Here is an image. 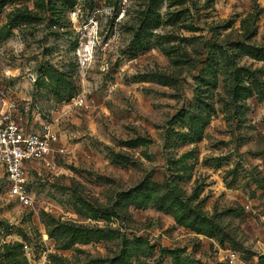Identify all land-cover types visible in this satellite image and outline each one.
Returning a JSON list of instances; mask_svg holds the SVG:
<instances>
[{"label":"rangeland","instance_id":"374dc122","mask_svg":"<svg viewBox=\"0 0 264 264\" xmlns=\"http://www.w3.org/2000/svg\"><path fill=\"white\" fill-rule=\"evenodd\" d=\"M12 105L59 143L0 264H264V0H0Z\"/></svg>","mask_w":264,"mask_h":264},{"label":"built area","instance_id":"2783aa9c","mask_svg":"<svg viewBox=\"0 0 264 264\" xmlns=\"http://www.w3.org/2000/svg\"><path fill=\"white\" fill-rule=\"evenodd\" d=\"M83 103V99L77 101L78 105ZM13 106L0 119V169L6 175L8 194L30 205L32 195L28 188V165L58 152L59 135L50 126L36 129L29 118L12 114L16 111Z\"/></svg>","mask_w":264,"mask_h":264},{"label":"trees","instance_id":"16d2710c","mask_svg":"<svg viewBox=\"0 0 264 264\" xmlns=\"http://www.w3.org/2000/svg\"><path fill=\"white\" fill-rule=\"evenodd\" d=\"M59 101L60 102H64V101H68V100H64V98L60 96L59 97ZM204 104H205L204 102H200V105L203 106ZM182 118H183L184 121H186V120L191 121V120H193L195 118V116L184 115V116L181 117V119Z\"/></svg>","mask_w":264,"mask_h":264}]
</instances>
